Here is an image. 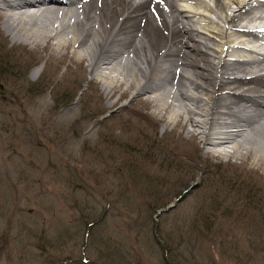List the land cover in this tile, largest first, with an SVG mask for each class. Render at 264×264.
Listing matches in <instances>:
<instances>
[{
  "label": "rangeland",
  "instance_id": "1",
  "mask_svg": "<svg viewBox=\"0 0 264 264\" xmlns=\"http://www.w3.org/2000/svg\"><path fill=\"white\" fill-rule=\"evenodd\" d=\"M50 52L0 33V264H264V160Z\"/></svg>",
  "mask_w": 264,
  "mask_h": 264
},
{
  "label": "bare ground",
  "instance_id": "2",
  "mask_svg": "<svg viewBox=\"0 0 264 264\" xmlns=\"http://www.w3.org/2000/svg\"><path fill=\"white\" fill-rule=\"evenodd\" d=\"M222 1L0 0V33L51 58L62 51L61 75L75 64L105 100L132 91L168 108L166 120L193 124L208 154L264 160V50L254 44L264 3Z\"/></svg>",
  "mask_w": 264,
  "mask_h": 264
},
{
  "label": "water",
  "instance_id": "3",
  "mask_svg": "<svg viewBox=\"0 0 264 264\" xmlns=\"http://www.w3.org/2000/svg\"><path fill=\"white\" fill-rule=\"evenodd\" d=\"M172 206H173V205H172ZM169 208H171V206H170V207H168V209H169ZM93 264H97V263H93Z\"/></svg>",
  "mask_w": 264,
  "mask_h": 264
}]
</instances>
